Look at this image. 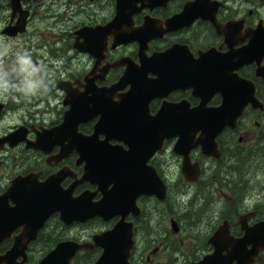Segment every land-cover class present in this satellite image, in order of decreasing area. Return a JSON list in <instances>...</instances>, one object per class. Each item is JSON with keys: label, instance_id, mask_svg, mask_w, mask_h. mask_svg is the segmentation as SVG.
I'll list each match as a JSON object with an SVG mask.
<instances>
[{"label": "flooded vegetation", "instance_id": "flooded-vegetation-1", "mask_svg": "<svg viewBox=\"0 0 264 264\" xmlns=\"http://www.w3.org/2000/svg\"><path fill=\"white\" fill-rule=\"evenodd\" d=\"M236 83L254 86L257 106L215 138L192 124L233 114ZM95 162L143 166L130 264H264V0H0V264H38L58 242L114 226L120 216L66 224L52 212L24 257L2 260L43 219L27 215V195L135 194L129 177L119 186L126 174L91 182Z\"/></svg>", "mask_w": 264, "mask_h": 264}, {"label": "water", "instance_id": "water-1", "mask_svg": "<svg viewBox=\"0 0 264 264\" xmlns=\"http://www.w3.org/2000/svg\"><path fill=\"white\" fill-rule=\"evenodd\" d=\"M14 9L19 8V0H12ZM25 16V15H24ZM25 17L23 21L19 20V24L22 23V27L17 25L14 29H23ZM250 88V97L246 96L243 101L237 100L240 90L245 89V91ZM255 89L252 84L234 85V101L235 108L234 113L229 115L220 116L217 113H213L211 116L207 117H189L192 124L197 121L200 125H204L205 132L211 135L213 138L225 127H234L236 124V118L240 114L243 106L246 104H251L253 107L257 106L256 98L254 97ZM227 99V96L225 97ZM226 99L223 102V106L218 109L226 110ZM230 99V96H229ZM237 100V101H236ZM69 116V115H68ZM65 116L64 125H72L70 123L71 117ZM103 117V121H104ZM206 120L205 123H201L200 120ZM101 123L97 124V128ZM176 132H171L170 135H176ZM180 134V133H178ZM98 131H95L91 136L87 137L83 143H88L89 147L93 146L96 142V137ZM176 149H180V143L176 144ZM143 167L140 163H134L130 165L126 164H102L100 162H95L86 167V176L90 178L93 183H98L99 178L103 174H108V171L113 175L115 173H120V178L126 174V176L118 183H121L126 179L125 184L120 188H126L127 178H130V185L134 186L135 194L132 195L127 192L119 193L116 187L110 189L106 194V199L93 202L88 200L85 202V194L78 198H70L67 191L58 190L55 195L43 197V196H30L27 195L26 210L29 216L32 210L34 212L43 213V219L37 221L33 228L27 229V237L24 238L23 243H19V240L13 245L12 249L7 252V255L2 259L7 263L9 260H13L15 255L21 254L25 256V250L28 243L35 239L37 230L42 226L44 219L49 213L58 212L60 214V219L69 224L72 221H84L89 218L96 216L102 217L104 220H109L115 216H120V219L114 224V226L104 232L93 235L92 241L79 243L74 240H64L58 242L55 247L50 250L46 255H44L38 264H70V261L75 257L76 253L80 250H90L94 247L102 249L99 258L94 262V264H130L129 254L132 248V224L126 221L131 208L134 205L136 196H138L140 191H137L139 186L146 182L144 180V175L141 171L137 175H133V171L136 168ZM189 166L184 163L183 169L186 170ZM129 170V171H128ZM21 184V181L15 180L13 182L14 188H17ZM48 185V183H47ZM49 187V186H48ZM40 190V187L37 188ZM150 191H146L149 194ZM221 236V231L218 233V237ZM213 259L216 260L225 259L224 257H206L205 261ZM203 260V261H204ZM224 263L225 262H219ZM215 264V263H213Z\"/></svg>", "mask_w": 264, "mask_h": 264}, {"label": "clouds", "instance_id": "clouds-1", "mask_svg": "<svg viewBox=\"0 0 264 264\" xmlns=\"http://www.w3.org/2000/svg\"><path fill=\"white\" fill-rule=\"evenodd\" d=\"M28 87H29L30 89H32V88L34 87V85H31V84H30V85H28Z\"/></svg>", "mask_w": 264, "mask_h": 264}, {"label": "rangeland", "instance_id": "rangeland-1", "mask_svg": "<svg viewBox=\"0 0 264 264\" xmlns=\"http://www.w3.org/2000/svg\"><path fill=\"white\" fill-rule=\"evenodd\" d=\"M93 226H96L97 224L96 223H94V224H92Z\"/></svg>", "mask_w": 264, "mask_h": 264}, {"label": "trees", "instance_id": "trees-1", "mask_svg": "<svg viewBox=\"0 0 264 264\" xmlns=\"http://www.w3.org/2000/svg\"><path fill=\"white\" fill-rule=\"evenodd\" d=\"M79 257H86V256H79ZM89 257V256H88Z\"/></svg>", "mask_w": 264, "mask_h": 264}]
</instances>
